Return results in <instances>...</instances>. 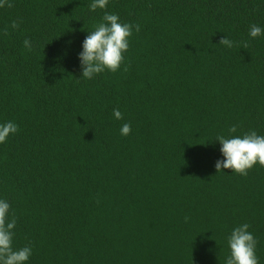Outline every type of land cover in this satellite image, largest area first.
<instances>
[{
  "label": "trees",
  "instance_id": "trees-1",
  "mask_svg": "<svg viewBox=\"0 0 264 264\" xmlns=\"http://www.w3.org/2000/svg\"><path fill=\"white\" fill-rule=\"evenodd\" d=\"M11 2L0 124L18 131L0 143V199L25 264H225L244 223L264 264V167H215L217 136H264V34L249 36L264 0ZM105 11L140 30L118 71L86 79L79 53Z\"/></svg>",
  "mask_w": 264,
  "mask_h": 264
},
{
  "label": "clouds",
  "instance_id": "clouds-1",
  "mask_svg": "<svg viewBox=\"0 0 264 264\" xmlns=\"http://www.w3.org/2000/svg\"><path fill=\"white\" fill-rule=\"evenodd\" d=\"M109 0H92L89 5L90 10L95 11L98 8L105 9ZM5 6L11 8L14 4L11 0H0V8ZM20 22L13 20L11 28H19ZM133 27L138 32L139 24L133 26L131 23H121L118 14L105 11L102 21L98 23L94 30L89 31V35L83 41V51L79 53L82 67V76L86 79H92L96 74L105 70L116 72L120 69L124 61V53L129 48V37L132 35ZM7 34V28L5 29ZM264 34L257 24H252L249 28V36L256 38ZM24 46L31 50L30 39L24 40ZM220 44L229 48L233 47V41L228 37H222ZM247 48V44H244ZM127 71V68H125ZM113 115L116 119H123L121 111L113 109ZM18 131V125L9 121L0 124V143L6 141L10 134ZM237 127L233 125L229 128L230 133H235ZM121 135L127 136L131 133V124L124 123L120 129ZM222 147L220 151L225 159L216 162L217 173L224 169H231L237 174L247 175L248 170L259 163L264 167V136L258 135L255 130H251L241 136L231 138L219 135L217 138ZM10 204L6 200L0 199V264H25L32 255L31 245H26L20 249L14 250L13 238L16 227V218L14 214L9 219ZM188 219L187 217L185 218ZM250 225L244 223L235 227L227 238L230 255L225 264H258L256 255V246L258 241L253 233L249 231Z\"/></svg>",
  "mask_w": 264,
  "mask_h": 264
}]
</instances>
